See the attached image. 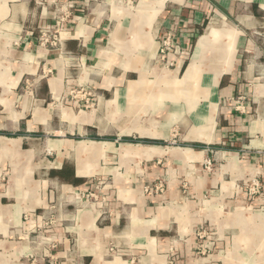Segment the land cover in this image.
<instances>
[{"label": "crops", "instance_id": "obj_1", "mask_svg": "<svg viewBox=\"0 0 264 264\" xmlns=\"http://www.w3.org/2000/svg\"><path fill=\"white\" fill-rule=\"evenodd\" d=\"M48 1L0 0V264H264V0Z\"/></svg>", "mask_w": 264, "mask_h": 264}, {"label": "built area", "instance_id": "obj_2", "mask_svg": "<svg viewBox=\"0 0 264 264\" xmlns=\"http://www.w3.org/2000/svg\"><path fill=\"white\" fill-rule=\"evenodd\" d=\"M48 0H38L39 5L42 8H46L48 4ZM68 12V11H67ZM63 12L58 16V23L55 29L49 30V29H41L40 30V37L42 38V44L43 45H50L51 47H57L61 43V36H60V31L63 30L65 23L67 22L68 18V13ZM172 34H169L167 37H162L160 40V57L162 59H166L169 54L171 53H176L178 54V46L174 45L172 42ZM102 183H98L96 188H99ZM259 185L255 183L252 188L249 189L250 193L256 194L258 191ZM83 198H86V200H94L96 199L95 193L92 192H86L82 196Z\"/></svg>", "mask_w": 264, "mask_h": 264}, {"label": "rangeland", "instance_id": "obj_3", "mask_svg": "<svg viewBox=\"0 0 264 264\" xmlns=\"http://www.w3.org/2000/svg\"><path fill=\"white\" fill-rule=\"evenodd\" d=\"M34 187H35V186L32 185V184L30 185V187H29V191H30V193H33V192L35 193V192H37V187H35V189H34ZM34 193H33V194H34ZM82 200H83L84 202H86V198H82ZM78 201H81V200L78 199ZM82 203H83V202H82ZM78 204H79V203L77 202L76 205H77V206H80V204H79V205H78Z\"/></svg>", "mask_w": 264, "mask_h": 264}, {"label": "bare ground", "instance_id": "obj_4", "mask_svg": "<svg viewBox=\"0 0 264 264\" xmlns=\"http://www.w3.org/2000/svg\"><path fill=\"white\" fill-rule=\"evenodd\" d=\"M138 88H139V91H136V92H135V90H133V95L139 93L141 89H142V90L145 89V88H144V84L139 83V84H138ZM83 149H84V147H82L81 150H83Z\"/></svg>", "mask_w": 264, "mask_h": 264}]
</instances>
